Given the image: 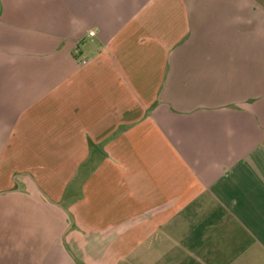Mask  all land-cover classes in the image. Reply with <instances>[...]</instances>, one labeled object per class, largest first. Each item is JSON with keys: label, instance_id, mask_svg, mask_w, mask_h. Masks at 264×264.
<instances>
[{"label": "crops", "instance_id": "obj_1", "mask_svg": "<svg viewBox=\"0 0 264 264\" xmlns=\"http://www.w3.org/2000/svg\"><path fill=\"white\" fill-rule=\"evenodd\" d=\"M9 95L41 264H264V0H0Z\"/></svg>", "mask_w": 264, "mask_h": 264}, {"label": "rangeland", "instance_id": "obj_2", "mask_svg": "<svg viewBox=\"0 0 264 264\" xmlns=\"http://www.w3.org/2000/svg\"><path fill=\"white\" fill-rule=\"evenodd\" d=\"M20 98H24L22 104L17 103ZM31 100L32 96H8L5 102L8 111H0L2 115L0 155L7 137L14 127L12 125L20 112V107L30 104ZM14 165L15 162L12 160L1 159L0 171ZM0 177L3 179L1 173ZM1 179L0 184L3 182ZM31 192L29 190L24 191L22 196L26 198L21 199L35 198ZM19 198L20 196L14 194L0 195V242L1 239L5 238L8 239L13 248L16 245L18 247L24 246L26 249L10 250L8 255L6 252L1 253L0 251V264H41L45 257V249L47 250L51 242L60 236L62 228H64L62 226L64 221L58 214L53 218L43 207L37 208L27 205L18 201ZM29 248L31 249L29 250Z\"/></svg>", "mask_w": 264, "mask_h": 264}, {"label": "built area", "instance_id": "obj_3", "mask_svg": "<svg viewBox=\"0 0 264 264\" xmlns=\"http://www.w3.org/2000/svg\"><path fill=\"white\" fill-rule=\"evenodd\" d=\"M94 35H95L94 32H90L89 33V36H91V37L94 36Z\"/></svg>", "mask_w": 264, "mask_h": 264}]
</instances>
